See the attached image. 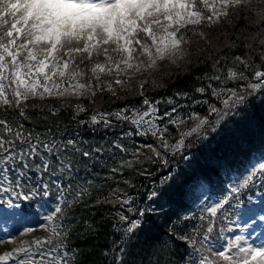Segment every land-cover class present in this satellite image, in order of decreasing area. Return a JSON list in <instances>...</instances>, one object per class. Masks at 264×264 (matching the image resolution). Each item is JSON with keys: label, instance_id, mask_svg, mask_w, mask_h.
Returning <instances> with one entry per match:
<instances>
[{"label": "snow or ice", "instance_id": "obj_1", "mask_svg": "<svg viewBox=\"0 0 264 264\" xmlns=\"http://www.w3.org/2000/svg\"><path fill=\"white\" fill-rule=\"evenodd\" d=\"M257 7L259 11L253 13V0H0V193L4 194L0 196V222L23 219L26 210L37 205L44 210L36 213L42 220L38 227L50 232L48 237L21 241L0 254V264H81L67 246L71 235L79 231L68 213L81 205L88 207L92 195V181L77 180L81 167L91 174L101 156L111 153L108 159L117 165L109 169L111 176L145 161H159L168 169V154L183 152L187 137H206L210 131L216 132L226 117L247 105L249 96L264 92V7ZM237 10L256 16L258 43H249L242 55H217L212 63L214 71L203 78V86L195 89L201 98L176 93L189 100L188 104L168 98L163 102L170 107L162 110L161 100L144 95L146 81L139 83V107L125 104L115 111H95L88 120L81 118L87 110L79 103H28L30 99L95 97L103 92L120 99L116 88H123L134 76L151 70L160 60L176 63L182 59L189 32L195 29L193 34L207 40L198 29L219 24ZM193 105L206 106L207 115L202 116ZM62 109H71L66 124L60 117ZM10 112L18 116L9 120ZM213 115L215 119L210 120ZM21 120L33 124L32 130H26ZM245 123H249L247 118L226 132L237 134ZM37 125L42 130L37 131ZM185 126L189 130L181 131ZM170 127L179 132L175 143H170ZM85 135H99L103 143L94 145ZM109 136L114 139L109 140ZM149 136L153 142L134 141L135 137L147 140ZM128 141H133L132 147ZM117 153L122 154L119 161L115 160ZM123 154H130L132 159H124ZM181 158L189 166L197 162L187 153ZM140 174H147V169ZM175 179L168 169L159 179L164 187L154 188L148 198L155 200ZM257 179L264 189V162L253 166L227 196L204 207L201 219L207 220L208 226L199 248L195 236L167 232L152 237L146 242L148 247H166L169 240H180L193 246V255L203 253L204 245H208V254H201L198 262L193 260L191 264H264V242H249L242 235L224 243L210 238L213 220L232 200L237 201L233 207L245 219V227L251 221L255 230L257 212L264 213V196L256 207L239 204L241 190ZM46 198L56 201L51 209ZM102 203L119 204L123 209L132 203V198H125L122 190L114 188L106 197L94 201ZM128 211L133 209L129 207ZM146 211L154 209H140L136 219L117 213L125 225V238L141 230ZM258 219L264 221V214ZM34 231L33 227H24L12 234L8 228H0V244L6 242V237L11 242ZM119 252L124 253V248L120 247ZM116 260L120 261L119 255Z\"/></svg>", "mask_w": 264, "mask_h": 264}, {"label": "trees", "instance_id": "obj_2", "mask_svg": "<svg viewBox=\"0 0 264 264\" xmlns=\"http://www.w3.org/2000/svg\"><path fill=\"white\" fill-rule=\"evenodd\" d=\"M257 6L264 7V0H253V13L259 11ZM255 19L256 16L249 15L247 10L243 12L237 10L219 24L198 29L205 33L207 40L193 34L196 30H192L186 36L188 43L184 45L182 59H178L176 63H172L169 59L160 60L154 68L138 74L123 88L117 87L116 91L120 99L114 98L110 92H103L97 93L95 97L79 99L66 97L59 100L49 98L44 101L30 99L28 103L56 106L79 103L87 110L81 113V118L88 120L95 111H115L125 104L139 107L142 98L137 95V91L141 81L147 82L143 90L144 95L150 100H161V108L169 106L163 102L168 98H174L178 103H187L189 102L187 99L177 97L176 93L187 92L190 96L200 97L195 89L203 86L205 83L203 78L214 71L212 63L217 55L223 54L226 58L242 55L249 43H258ZM254 37L257 39L254 40ZM229 46H231L230 51ZM256 63L259 64V60ZM240 108L242 110L226 117L216 132L210 131L206 137H199L187 146L184 153L194 156L197 161L195 164L189 166L181 157L175 164L169 161L168 169L176 177L175 182L155 200H150L149 194L154 188L164 187L160 185L159 179L161 174L166 175L168 171L159 161L155 164L145 161L142 165H135L133 169L125 168L122 174L111 176L109 169L117 165L108 159V155H111L109 153L101 156L91 174L81 167L77 180H91L92 195L88 207L81 205L68 213V216L76 222L75 227L79 229L67 242L68 248L72 250L70 255L81 264H178V262L191 264L196 260L199 252L193 255L194 248L190 243L169 240L166 247L157 245L149 248L146 242L166 232L175 236L188 234L196 223V217L193 216L195 210L191 205L193 202L190 196L191 186L204 182L210 188L221 189L230 173L243 171L250 155H264V92L249 96L247 105H241ZM70 114L71 109L61 110L60 117L65 124ZM29 115H33V112ZM13 116H18V113L10 112L8 119L12 120ZM245 118L249 123L241 125L239 133L226 132V129L235 128L236 122ZM20 122L24 123L26 130H32L33 124L23 120ZM36 130L42 129L37 125ZM119 130L116 129L117 132ZM85 139L94 145L103 143L99 135H85ZM108 139L114 137L109 136ZM132 142H127L129 147ZM144 151L147 153L146 149ZM121 155L117 153L115 160L121 158ZM128 156L131 157L130 154H123L124 159ZM145 169L147 174L141 175L140 173ZM105 177L109 178L105 179ZM261 183L259 179L255 187L264 190L261 188ZM114 188L122 190L123 194H128V197L132 198V203L124 206L123 209L119 204L115 206L112 203L94 204L98 197H106ZM250 188L249 185L246 189ZM246 189L241 190L240 198ZM129 207L133 211H128ZM140 209H154V211H146L141 230L134 236L125 238L122 231L125 225L118 220L117 213L123 212L130 219H136L139 218ZM85 220L88 222L87 225L83 224ZM114 224L117 225L116 229L113 228ZM196 226L195 237L198 248L201 240L198 232L203 230V227ZM49 235L50 232L46 230L44 233L34 231L23 237L30 241L32 238H45ZM120 247L124 248V253L119 252ZM117 255L120 256L119 262L116 260Z\"/></svg>", "mask_w": 264, "mask_h": 264}, {"label": "rangeland", "instance_id": "obj_3", "mask_svg": "<svg viewBox=\"0 0 264 264\" xmlns=\"http://www.w3.org/2000/svg\"><path fill=\"white\" fill-rule=\"evenodd\" d=\"M136 76H134V78ZM103 78L105 80L111 79V77H103ZM196 98L199 99L201 97H196ZM213 102H216V101L213 100ZM188 103L189 102L187 103L181 102L180 104L184 105ZM217 106L222 107V105L218 103H217ZM169 107L170 105L168 107H163L161 109L163 110ZM193 108L196 111L200 112L202 116L207 115V111H204L206 110V106L193 105ZM209 119L214 120L215 115L209 117ZM191 126H194V125H191ZM187 130H189L188 126L182 127L181 129V131H187ZM169 131L171 132L170 143H175V141L179 139V132L175 128H172V127H170ZM197 139H199V137L196 134H193L192 136L186 138L185 143L188 146L193 140H197ZM134 141L136 144L153 142V138L149 136L147 140H145L143 137H135ZM130 147H132V145H130ZM185 150H183V152L176 153L175 155H173L172 153H169L167 158L169 159L170 162H173V164H175L176 160L179 157H182ZM119 158H116V161H118ZM126 159H132V158L128 156ZM260 162H264V155H257V154L250 155V158L247 162V166H245L243 171L235 172V174L230 173L228 175V179L223 183V187L221 189L220 188H217V189L210 188L204 182H200L198 184L196 183L193 186H191L190 196H191V200L193 201L191 205H193L194 210H195V213L193 216L196 217L195 218L196 223L193 229L191 231H188L189 235L195 236V234H197V232L195 231L197 229L196 225H200L203 227V230L198 232V235L200 239H202L203 233L208 226V221L201 219V216L204 215L203 213L204 207L207 205L214 204L218 202L220 199L227 196L231 187L237 186L239 183H241L242 180L246 177V175L252 170L253 166L258 165ZM258 181L259 179H257L254 183H251L250 184L251 188L246 189V191L243 193L242 198H240L241 202L239 204V207H245V206L256 207L260 205L261 197L264 196V190L257 189L255 187ZM243 190L244 189H242V191ZM0 196H4V194L0 193ZM124 196L125 198H127L128 194H124ZM46 199L49 200L48 208L51 209L56 201L55 199H50V198H46ZM236 204H237V201L232 200L231 205L226 204L224 206V209L218 213L217 218L213 220V233L211 234L210 238L213 239L214 241H218L219 243H224L226 239H230V238H234L235 236L242 235V236H245L249 242H254L256 244H260L261 242H264V221H259L258 219L259 215H262L264 213L257 212L255 230L253 231L251 227V224H252L251 221L248 222L250 226L245 227V219L233 207ZM43 211L44 210L39 208V206L33 205V207L30 210H26L25 218L23 219L17 218L12 223L0 222V228H8L10 230V233L15 234L16 232H18L24 227H33L35 231H37L38 233H41V232L44 233L46 232V230L40 229L38 227V221L42 222L41 217L36 215V213L42 214ZM0 235H3V233L0 232ZM21 240L24 241L25 238L23 236L22 237L17 236L16 239L12 240L11 242H7V237H6V242L0 244V254L10 251L14 247H17L18 245H20ZM197 247L199 248L200 245ZM207 247L208 245L205 244L204 245L205 251L203 253L199 252L197 254V258H196L197 262H198V257L201 254H204V255L208 254L206 251ZM9 264H11V262H9Z\"/></svg>", "mask_w": 264, "mask_h": 264}]
</instances>
